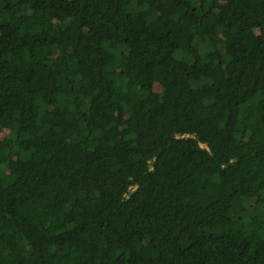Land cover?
<instances>
[{"label":"trees","instance_id":"obj_1","mask_svg":"<svg viewBox=\"0 0 264 264\" xmlns=\"http://www.w3.org/2000/svg\"><path fill=\"white\" fill-rule=\"evenodd\" d=\"M0 264H264V0H0Z\"/></svg>","mask_w":264,"mask_h":264}]
</instances>
